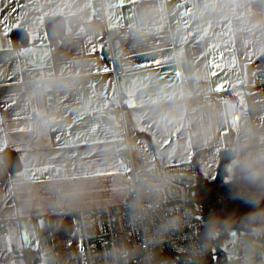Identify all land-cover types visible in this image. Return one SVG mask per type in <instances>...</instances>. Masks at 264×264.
<instances>
[{"label":"crops","instance_id":"crops-1","mask_svg":"<svg viewBox=\"0 0 264 264\" xmlns=\"http://www.w3.org/2000/svg\"><path fill=\"white\" fill-rule=\"evenodd\" d=\"M94 2L0 0V264H27L26 249L37 264H86L76 211L125 202L132 167L191 162L193 182L214 179L232 149L226 178L264 186V0H105V19ZM55 16L66 35L51 38ZM120 101L125 117L97 114ZM218 247L264 264V224L231 227Z\"/></svg>","mask_w":264,"mask_h":264},{"label":"built area","instance_id":"built-area-1","mask_svg":"<svg viewBox=\"0 0 264 264\" xmlns=\"http://www.w3.org/2000/svg\"><path fill=\"white\" fill-rule=\"evenodd\" d=\"M94 15L105 19V0H95ZM111 33L109 31V37ZM113 33L126 39L132 35L133 28L120 24ZM105 54L113 61L110 42ZM121 71L114 68L116 74ZM24 78L25 88L30 89L35 81L29 78L28 72H24ZM254 82L264 88L263 70L255 72ZM230 97L237 99L235 95ZM127 110L120 101L97 114L125 117ZM129 151L127 147L120 150V154ZM193 172L191 162L163 169L132 167L129 174L133 190L125 202L77 210L86 264H190L172 254L196 262L205 259L207 246L198 229L200 218L192 211L191 183L186 180ZM124 257H128V261L124 262ZM199 264L236 263L220 253L213 262Z\"/></svg>","mask_w":264,"mask_h":264},{"label":"trees","instance_id":"trees-1","mask_svg":"<svg viewBox=\"0 0 264 264\" xmlns=\"http://www.w3.org/2000/svg\"><path fill=\"white\" fill-rule=\"evenodd\" d=\"M45 23L51 38L66 35L62 16L47 17ZM12 33L15 44H25L26 34L23 29ZM17 37L21 39L17 41ZM233 153L232 149L221 152L218 173L214 179L195 175L194 182L190 184L192 211L200 218L198 229L207 246L205 259L196 262L175 254L172 257L190 264L211 263L220 254L218 243L227 235L229 228H250L264 224V186L251 189L236 178H226V168ZM1 162L9 169H14L19 165L20 159L14 150L6 149ZM24 254L27 264H37L40 258L35 250L26 249Z\"/></svg>","mask_w":264,"mask_h":264},{"label":"water","instance_id":"water-1","mask_svg":"<svg viewBox=\"0 0 264 264\" xmlns=\"http://www.w3.org/2000/svg\"><path fill=\"white\" fill-rule=\"evenodd\" d=\"M187 181H189L190 183L193 182V178H186Z\"/></svg>","mask_w":264,"mask_h":264},{"label":"rangeland","instance_id":"rangeland-1","mask_svg":"<svg viewBox=\"0 0 264 264\" xmlns=\"http://www.w3.org/2000/svg\"><path fill=\"white\" fill-rule=\"evenodd\" d=\"M123 260H124V262L128 261V257H124Z\"/></svg>","mask_w":264,"mask_h":264},{"label":"snow or ice","instance_id":"snow-or-ice-1","mask_svg":"<svg viewBox=\"0 0 264 264\" xmlns=\"http://www.w3.org/2000/svg\"><path fill=\"white\" fill-rule=\"evenodd\" d=\"M159 63V62H158Z\"/></svg>","mask_w":264,"mask_h":264}]
</instances>
